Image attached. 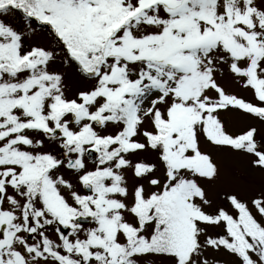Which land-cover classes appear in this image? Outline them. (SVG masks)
Listing matches in <instances>:
<instances>
[{"label": "snow or ice", "instance_id": "obj_1", "mask_svg": "<svg viewBox=\"0 0 264 264\" xmlns=\"http://www.w3.org/2000/svg\"><path fill=\"white\" fill-rule=\"evenodd\" d=\"M0 264H264V0H0Z\"/></svg>", "mask_w": 264, "mask_h": 264}, {"label": "rangeland", "instance_id": "obj_2", "mask_svg": "<svg viewBox=\"0 0 264 264\" xmlns=\"http://www.w3.org/2000/svg\"><path fill=\"white\" fill-rule=\"evenodd\" d=\"M222 165H223L225 172H226V179L229 181H231L235 178L236 172H239V173L246 172L244 165L240 161L224 160V161H222ZM252 179L258 181L260 179V177L256 176V177H252Z\"/></svg>", "mask_w": 264, "mask_h": 264}]
</instances>
